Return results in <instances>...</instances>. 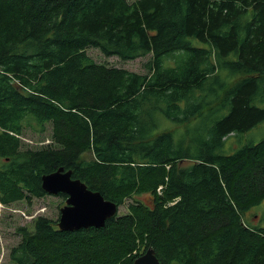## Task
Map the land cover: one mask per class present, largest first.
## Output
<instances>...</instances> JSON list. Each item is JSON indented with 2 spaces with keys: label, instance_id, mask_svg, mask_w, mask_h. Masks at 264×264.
<instances>
[{
  "label": "trees",
  "instance_id": "1",
  "mask_svg": "<svg viewBox=\"0 0 264 264\" xmlns=\"http://www.w3.org/2000/svg\"><path fill=\"white\" fill-rule=\"evenodd\" d=\"M262 121L264 0H0V204L47 195L60 167L132 199L102 227L36 217L15 264H264V138L221 151ZM48 126L53 145L23 147Z\"/></svg>",
  "mask_w": 264,
  "mask_h": 264
},
{
  "label": "rangeland",
  "instance_id": "2",
  "mask_svg": "<svg viewBox=\"0 0 264 264\" xmlns=\"http://www.w3.org/2000/svg\"><path fill=\"white\" fill-rule=\"evenodd\" d=\"M87 53L97 62L126 68L131 71L146 73L145 62L149 58H137L134 60H123L118 56H107L95 47H89ZM225 75H222L224 78ZM225 110L220 105H215L213 109L208 107L207 124H212L214 120L221 118L225 114ZM44 133L37 134L31 130H27L22 137L24 148H42L48 144L53 145L52 131L50 126ZM170 129L183 130L180 125H170ZM264 138V121L259 123L254 129L243 134L242 136H229L221 151L223 153H233L243 144L250 141L257 142ZM143 198V197H142ZM145 199V197H144ZM132 199H128L125 204L119 207V215L128 212V204ZM66 204L65 197L62 195L47 194L42 197H31L13 202L9 205H0V264H15L11 260V250L21 240L19 228L32 227L33 220L38 216H46L54 220L60 217V209ZM260 212L264 211V201L259 206Z\"/></svg>",
  "mask_w": 264,
  "mask_h": 264
},
{
  "label": "water",
  "instance_id": "3",
  "mask_svg": "<svg viewBox=\"0 0 264 264\" xmlns=\"http://www.w3.org/2000/svg\"><path fill=\"white\" fill-rule=\"evenodd\" d=\"M42 188L51 195L65 194L66 204L60 209L58 226L74 231L91 226L102 227L119 212V205L106 199L99 191L72 177V171L60 167L42 176ZM134 264H162L153 248H148L135 259Z\"/></svg>",
  "mask_w": 264,
  "mask_h": 264
},
{
  "label": "built area",
  "instance_id": "4",
  "mask_svg": "<svg viewBox=\"0 0 264 264\" xmlns=\"http://www.w3.org/2000/svg\"><path fill=\"white\" fill-rule=\"evenodd\" d=\"M1 205V204H0ZM2 205H4V204H2Z\"/></svg>",
  "mask_w": 264,
  "mask_h": 264
}]
</instances>
